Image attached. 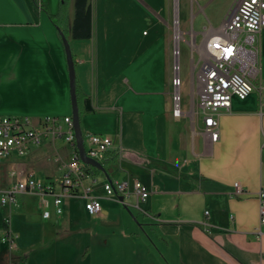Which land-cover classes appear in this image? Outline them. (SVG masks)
Masks as SVG:
<instances>
[{
    "label": "crops",
    "instance_id": "0c3cea01",
    "mask_svg": "<svg viewBox=\"0 0 264 264\" xmlns=\"http://www.w3.org/2000/svg\"><path fill=\"white\" fill-rule=\"evenodd\" d=\"M239 1L90 0L92 37L66 36L81 87L83 136L99 134L113 142L103 162L106 172L96 175L102 213L90 216L84 199L80 209L94 220L118 208L121 203L103 191L106 180H138L150 189L138 207L135 197L122 204L138 226L125 264H264V235L256 234L258 193L264 190V88L257 82L246 99L233 97L231 108L217 113L220 137L213 143L203 134L194 91L187 92L177 71L179 42L202 48L207 33L218 30ZM59 13L60 0H0V114L71 116L67 55L50 19ZM73 18L71 2L69 28ZM176 93L180 117L173 115ZM71 153L56 141L8 157L0 164L7 171L0 193L29 173L40 181L60 177ZM235 183L241 195L234 193ZM26 197L38 198L22 194L16 205L0 204V232H9L16 247L0 241V264H31L24 239L34 212L44 218L40 201L37 207ZM48 209L52 215L45 220L57 223L68 208L61 217L52 205Z\"/></svg>",
    "mask_w": 264,
    "mask_h": 264
},
{
    "label": "built area",
    "instance_id": "2783aa9c",
    "mask_svg": "<svg viewBox=\"0 0 264 264\" xmlns=\"http://www.w3.org/2000/svg\"><path fill=\"white\" fill-rule=\"evenodd\" d=\"M264 30V0H240L233 7L221 27L210 31L205 37L202 48L192 42V52L199 54L197 67V107L204 114L203 134L211 142L220 137L217 113L229 110L233 97L246 99L255 89L254 82L264 88L261 79V33ZM179 88L180 79L174 80ZM180 95L174 96L173 115L180 117ZM63 141L71 147V161L60 177L40 181L29 173L0 193L2 206L16 205L22 194H34L43 207V218L50 219L52 205L57 217L63 215L64 199L80 198L85 200V210L90 216L102 213L100 197L94 194L99 178L87 171L86 164L75 152L76 137L72 116L45 117L34 119L29 116L0 115V164L12 155L24 157L28 152L44 142ZM86 155L100 163L113 146L112 139L99 134L83 136ZM12 173V175H14ZM235 194L241 195L243 189L235 183ZM105 195L127 207V200L135 197L136 204L146 201L150 189L138 180H106L102 184ZM51 197L50 202L47 198ZM123 197V201H120ZM260 202L258 237L264 235V190L258 193ZM207 214V213H206ZM9 219L4 226L7 228ZM0 241L9 243L16 249L9 232H0ZM19 264H27L21 260Z\"/></svg>",
    "mask_w": 264,
    "mask_h": 264
},
{
    "label": "rangeland",
    "instance_id": "374dc122",
    "mask_svg": "<svg viewBox=\"0 0 264 264\" xmlns=\"http://www.w3.org/2000/svg\"><path fill=\"white\" fill-rule=\"evenodd\" d=\"M178 50L177 71L183 85H186L187 92L191 93L193 90L196 94L199 54L193 53L191 46L185 41L179 42ZM77 78L79 82L78 75ZM255 84L257 82H254ZM193 99L197 103L196 95ZM0 115L18 116L4 113ZM6 173V168L0 167V177L6 176ZM26 198L31 205L39 206V198ZM47 199L50 202L53 200L51 197ZM80 201V198L64 199L62 208L68 209L57 223L42 219L38 212L33 213L31 232L24 239L28 246L26 254L31 264H125L128 261V245L130 241L135 242L137 237L133 234H136L138 229L137 222L128 208L117 204V209H107L108 216L93 220L80 209ZM125 219L133 221L134 224H126ZM139 245L141 244L137 243L138 247Z\"/></svg>",
    "mask_w": 264,
    "mask_h": 264
},
{
    "label": "trees",
    "instance_id": "16d2710c",
    "mask_svg": "<svg viewBox=\"0 0 264 264\" xmlns=\"http://www.w3.org/2000/svg\"><path fill=\"white\" fill-rule=\"evenodd\" d=\"M71 2L74 7V18L72 25L69 28L66 25V12ZM50 19L52 20L54 25L58 28L61 37L67 38L66 36L70 35L72 39H79V40L90 39L92 37V6L90 0H60V13L56 16L50 15ZM81 94H82L81 87L75 72V95L77 100L79 120H80ZM80 126H81V120H80ZM74 150L79 155L77 144H75ZM86 167H87V171L94 176L101 173L100 170L90 165H86Z\"/></svg>",
    "mask_w": 264,
    "mask_h": 264
},
{
    "label": "water",
    "instance_id": "95a60500",
    "mask_svg": "<svg viewBox=\"0 0 264 264\" xmlns=\"http://www.w3.org/2000/svg\"><path fill=\"white\" fill-rule=\"evenodd\" d=\"M62 40L64 43L66 55H67L69 77H70V89H71L72 117H73L74 132H75L76 144H77V148L79 152V157L81 161L84 162L86 165H90L102 171L103 173H105L106 170L103 164L94 159L89 158L86 155V152L84 149L83 132L80 126L77 100H76V95H75V64H74V60H73V56H72V52H71L68 40L65 37H62ZM177 64H178V60H177ZM120 201H123V197H120Z\"/></svg>",
    "mask_w": 264,
    "mask_h": 264
}]
</instances>
